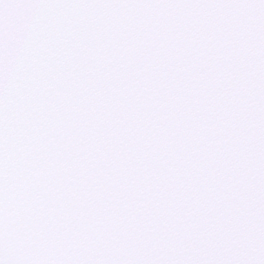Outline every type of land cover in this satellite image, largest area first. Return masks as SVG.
Masks as SVG:
<instances>
[{
  "label": "snow or ice",
  "instance_id": "snow-or-ice-1",
  "mask_svg": "<svg viewBox=\"0 0 264 264\" xmlns=\"http://www.w3.org/2000/svg\"><path fill=\"white\" fill-rule=\"evenodd\" d=\"M0 264H264V0H0Z\"/></svg>",
  "mask_w": 264,
  "mask_h": 264
}]
</instances>
